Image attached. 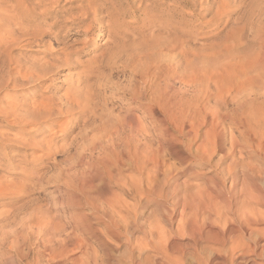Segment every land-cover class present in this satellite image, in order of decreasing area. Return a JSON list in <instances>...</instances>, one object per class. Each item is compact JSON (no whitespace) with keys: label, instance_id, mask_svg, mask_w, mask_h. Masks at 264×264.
<instances>
[{"label":"rangeland","instance_id":"rangeland-1","mask_svg":"<svg viewBox=\"0 0 264 264\" xmlns=\"http://www.w3.org/2000/svg\"><path fill=\"white\" fill-rule=\"evenodd\" d=\"M49 31L60 37L40 36ZM0 44V264H70L80 240L97 256L105 245L112 264L151 263L147 238L136 233L122 242L121 229L135 219V175L125 163L120 175L100 166L103 130L133 106L122 96L140 89V76L151 82L147 95L156 98L167 78L165 95L177 105L240 108L264 133V0H0ZM43 51L51 60L45 83L37 88L33 77L1 88ZM36 109L46 111L38 124L31 123ZM134 115L150 122L139 110ZM229 122L222 153L232 135L245 140ZM149 136L156 144V132ZM220 157L211 163L224 170ZM232 158L251 161L239 148ZM255 163L264 170V160ZM138 221L155 241L176 224L152 204Z\"/></svg>","mask_w":264,"mask_h":264},{"label":"bare ground","instance_id":"bare-ground-1","mask_svg":"<svg viewBox=\"0 0 264 264\" xmlns=\"http://www.w3.org/2000/svg\"><path fill=\"white\" fill-rule=\"evenodd\" d=\"M90 7V14L96 15L94 5ZM55 33L41 32L40 36L50 34L57 40L60 36ZM25 36L28 38L27 34ZM45 52H41V58L16 69L1 88L8 84L27 85L33 77L34 85L39 88L51 72V60ZM175 59L172 57L171 61ZM140 77V89L130 87L122 96L133 106L106 127L101 137L104 139L101 169L104 171L111 166L120 175L124 171L120 165L125 163L127 171L135 175L129 178V187L136 190L135 219L124 228L120 225L122 242L127 244L136 233L147 238L146 247L155 254L150 264H264V170L255 163L258 159L264 160V133L257 130L254 115L247 116L240 108L228 114L211 110L206 105L196 110L177 105L171 96L165 95L169 88L167 78L162 79L166 84L155 98L153 92L146 93L150 80ZM247 108L252 111L253 105ZM37 110L31 123L38 124L45 118L46 111L39 113ZM135 110L146 115L150 122L144 125L143 120L134 115ZM226 120L240 131L239 139L245 140L243 144L230 135V148L222 153V127ZM201 129L205 130L203 134H200ZM151 130L156 132L154 145L148 140ZM235 148L248 150L250 163H237L235 157L232 158ZM215 153H220L219 163L226 162L224 170L219 169L216 162L211 163ZM167 157L174 159L178 168L169 164ZM204 167L213 170L212 175L198 173L197 169ZM196 181L199 184L195 185ZM166 202L171 208H166ZM149 204L155 206L168 224L176 223L168 232H159L156 241L148 228L138 221ZM75 245L79 250L77 255L84 258L74 255L69 259L70 264H112L105 245L101 256L83 240ZM131 264L140 263L133 261Z\"/></svg>","mask_w":264,"mask_h":264}]
</instances>
